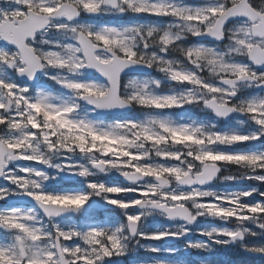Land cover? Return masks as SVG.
I'll use <instances>...</instances> for the list:
<instances>
[{"label": "snow or ice", "instance_id": "obj_1", "mask_svg": "<svg viewBox=\"0 0 264 264\" xmlns=\"http://www.w3.org/2000/svg\"><path fill=\"white\" fill-rule=\"evenodd\" d=\"M103 16L131 20L83 22ZM151 17L170 22H138ZM189 37L217 46H185ZM153 70L162 79L128 76ZM40 75L59 91L39 87ZM244 89L260 91L241 95ZM192 108L207 118L164 114ZM128 109L144 117H93ZM233 117L236 127L218 126ZM262 138L264 0H0V264H107L128 252L129 241L186 236L185 225L198 217L259 221L264 151L237 148ZM229 166L246 171L220 176ZM112 172L127 183L96 179ZM60 174L83 186L46 190ZM216 179L250 186L206 189ZM23 198L32 207L17 206ZM152 214L185 223L148 232L143 224ZM254 225L264 231V224ZM199 234L207 239L185 246L207 250L245 236L218 227ZM243 247L264 255V245Z\"/></svg>", "mask_w": 264, "mask_h": 264}, {"label": "flooded vegetation", "instance_id": "obj_2", "mask_svg": "<svg viewBox=\"0 0 264 264\" xmlns=\"http://www.w3.org/2000/svg\"><path fill=\"white\" fill-rule=\"evenodd\" d=\"M117 20H121L122 23H128L130 22L131 18L128 16L125 17H118ZM140 23H159V24H167L170 22L169 18H156V17H151L145 20H140L138 21ZM193 38L195 37H189L188 38V42H192ZM195 42L198 43H204L207 46H211L212 43L207 42V41H199V38H197L195 40ZM185 44H187V41H185ZM213 46H217V44H212ZM222 46V45H220ZM170 58H175V59H179L181 56L178 52H170L169 53ZM153 78H161L162 79V74L156 72L155 70L152 71V74L150 75ZM129 77H133V76H129ZM128 77L125 78V80ZM167 87V85H166ZM166 87H164L163 89H166ZM162 89V90H163ZM234 119H236L237 117H233ZM231 119L230 121H233L234 119ZM229 121V122H230ZM222 123V122H219ZM224 124V123H223ZM230 173V171H228L227 169L223 170V174L228 175ZM98 199V198H97ZM0 204H3L2 201H0ZM17 206H22V207H32V206H28V205H24V204H20V203H16ZM116 215H119V213L117 212ZM160 216V215H158ZM162 217V222H163V227H165V229H169V230H174L177 229L178 226L180 224H184V223H167L165 221V218L163 216ZM103 215L100 216V219H103ZM77 223H79V220L76 221ZM206 224H221L223 227L227 228H234V222L233 223H225L220 221L219 219H214V218H209L207 216H203V217H198L197 222L195 225H185V227L187 229H189V234H187L186 236L182 237L181 239L178 240H160L158 241L156 244L157 247L159 249H161V251H166V249H169L173 254V256L171 257H163L162 259L164 261H171V262H186V260L190 261L191 259L194 260H200V261H204V259H208L211 262H214L212 259L208 258L207 256H205V252L203 250H197V249H191L186 247V243L189 241H205L207 238L204 236H198L197 232L198 229H200L202 226H205ZM244 227H247L250 229L251 232H255L257 233L256 236L253 235H249L246 234L244 236V238L240 241H236L234 243H232L231 241L229 242L231 249L233 250V252L235 253L234 256H229L231 257H235V261H238L239 264H264V256L262 258H260L257 253H252L249 251H245L244 247H241V245H245V246H252V245H258L259 241L262 242V244H264V231H261L260 229H258L257 227H255L254 224L252 223H247L244 225ZM259 237H261V239H259ZM225 239V238H224ZM147 241H140L139 243H137L135 240L133 241H129V249L130 247H138V251H139V257L138 259L141 260L143 259V256L147 255V251L145 250V247H147ZM170 243V244H169ZM139 244V245H138ZM141 245H144L145 247H142ZM210 247H214L213 250H216V247H218L216 244H212L210 243ZM178 250H183V252H177ZM217 259H219V262L223 261L222 258H226V254L220 250L217 251ZM215 256V255H214Z\"/></svg>", "mask_w": 264, "mask_h": 264}, {"label": "rangeland", "instance_id": "obj_3", "mask_svg": "<svg viewBox=\"0 0 264 264\" xmlns=\"http://www.w3.org/2000/svg\"><path fill=\"white\" fill-rule=\"evenodd\" d=\"M186 1L187 0H185V2ZM255 2L257 4H259L261 2V0H255ZM113 18H116V17L115 16H103V17H99L98 19H100V21L102 20L101 23L104 24L106 22H109V20H112ZM164 18H167V17H164ZM83 22L99 24V22H96V20H94V19L93 20H89L87 17H84L83 18ZM194 44H195V42H194ZM194 44L192 43V45H194ZM204 74H205L204 76L207 77V75H208L207 72H205ZM41 77L43 78L42 79L43 81L38 86L39 87L46 88V89H49V86H50V84H51L52 81H50L46 76L41 75ZM52 91L58 92L59 89L58 88H53ZM255 92L256 91H254L253 89H244L242 91L241 95H252V94H255ZM193 113H194V117H190ZM144 114H145L144 111L138 110L136 112V115H137L136 118L142 119L144 117ZM164 114L170 115L173 119H180L181 116H184L185 118L190 119V120H204V119L207 118L206 113L202 112L200 108L199 109L192 108L188 112H184L182 110H166ZM93 117L95 119H98V118H96L94 116V114H93ZM120 118H122V117H120ZM113 119H119V118L103 119V121H111ZM98 120H101V119H98ZM235 121H236V119L233 122L228 123L226 126H222V125H220L218 123V126L220 128L236 127ZM245 127H247V125H245ZM262 139H264V138H262ZM233 147H236V146H233ZM237 149H240L242 151H249V150H251V151H264V143H258L253 148H237ZM31 163H34V162H31ZM227 170H230V169L227 168ZM238 170H239V172L241 174V171L242 170L239 169V168H238ZM47 171H48L49 175H55L56 174L54 169H47ZM114 173L115 172L109 173L107 176L101 175L99 177H96V179L103 180L106 183H114L112 181V179H111V175L114 174ZM57 181H58V183H56V182H53V183L46 182L45 185H44L45 189L46 190H52L54 188L55 189L64 188L65 186H69V187H75V186L82 187L83 186L82 185V182L80 181V179L78 177H67L64 174H60V176L57 177ZM215 184L216 185L214 187H210V188H207V189L208 190H215V191H226V192H230V191L246 190L250 186V182L245 181V180H241V181H222V180L219 179ZM258 186L260 187V191H264V185H258ZM158 219H159V217H157L154 214L149 215L144 220V224H143L144 229L146 231H148V232H154V231H157V230H163V226L160 225ZM158 224L160 226H157ZM211 227H214V226L207 225V226H204L202 228V230L203 231L209 230ZM219 228H223V227H220L219 226ZM227 228H229V227H227ZM229 229H233L234 230V228H229ZM0 238H3L2 235H0ZM221 239H224V237H221ZM259 239H261V237H259ZM147 244H148V246H152V247L155 246L152 243H147ZM217 245L220 246L221 251H223L224 253L231 252V250H232L231 247H230L229 242L227 244H217ZM258 245H264V244H262V242L259 241ZM218 248L219 247H217L216 250H213V248L210 247L209 249L206 250V255L207 256H213V255H215L214 258H212V260L214 261L213 263L211 261H209L208 259H204V261L192 259V261H191L192 263L191 264H239L238 261H235L234 263H230L229 260L231 258L229 256H226V258L225 257L222 258L223 261L219 262V259H217L218 258L217 257ZM150 253L151 252H148L147 251V256L145 258L146 259V262L145 263H143V262L138 263V262H133V261L126 262L124 260L123 261L122 260H117V261L112 262L111 264H152V262L149 263L148 260H147V258L149 257V254ZM131 254L135 255L137 253H136V251H134ZM258 256L260 258H262L264 255L259 254ZM121 257H123V256H121ZM166 264H174V263L166 262Z\"/></svg>", "mask_w": 264, "mask_h": 264}, {"label": "clouds", "instance_id": "obj_4", "mask_svg": "<svg viewBox=\"0 0 264 264\" xmlns=\"http://www.w3.org/2000/svg\"><path fill=\"white\" fill-rule=\"evenodd\" d=\"M154 43H155V41H154ZM241 170H242V171H241V175H243V174L245 173L246 170H245V169H241ZM190 211L193 212V213H195V212H196V208H195V207H192V208L190 209ZM181 220L183 221L182 218H181ZM257 222H259V223H261V224H264V218H261L259 221H257L256 218H253V220L251 221L252 224H256ZM183 226H184V224H180V225L178 226L177 229H180V228H182ZM234 230L237 231V232L243 233V234H245V235L248 234V233H247V230H246V227H244V225L241 224V223H239V222L234 223ZM241 247H243V245H241ZM152 264H155V261L152 262Z\"/></svg>", "mask_w": 264, "mask_h": 264}, {"label": "water", "instance_id": "obj_5", "mask_svg": "<svg viewBox=\"0 0 264 264\" xmlns=\"http://www.w3.org/2000/svg\"><path fill=\"white\" fill-rule=\"evenodd\" d=\"M208 40H210V41H212L210 38H208ZM141 74L140 72H136V71H132V72H129L128 74ZM130 110L131 109H128V110H124V111H113V112H111V113H97L98 114V116L99 117H108V116H118V115H123V114H126V113H128V112H130ZM224 121H228V120H224ZM220 175V174H219ZM121 179H123V177H121ZM217 180V179H216ZM215 181V180H214ZM213 181V182H214ZM213 182H210L208 185H206V186H209V185H211ZM125 183H127L126 181H125ZM205 186V187H206ZM16 202V201H15ZM25 203L26 204H29V205H32L28 200L27 201H25ZM168 221H182L181 219H179V218H176V219H172V220H169L168 219Z\"/></svg>", "mask_w": 264, "mask_h": 264}]
</instances>
